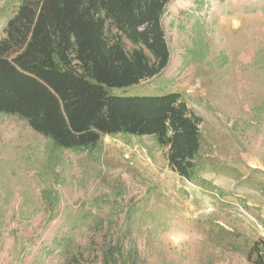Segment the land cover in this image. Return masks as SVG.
<instances>
[{
	"label": "rangeland",
	"instance_id": "1",
	"mask_svg": "<svg viewBox=\"0 0 264 264\" xmlns=\"http://www.w3.org/2000/svg\"><path fill=\"white\" fill-rule=\"evenodd\" d=\"M20 1L0 0V38ZM163 28L167 65L106 89L183 94L201 118L194 178L151 135L64 149L0 113V264H249L264 239V0H170Z\"/></svg>",
	"mask_w": 264,
	"mask_h": 264
},
{
	"label": "trees",
	"instance_id": "2",
	"mask_svg": "<svg viewBox=\"0 0 264 264\" xmlns=\"http://www.w3.org/2000/svg\"><path fill=\"white\" fill-rule=\"evenodd\" d=\"M170 0H21L0 38V113L59 148L89 149L102 134L151 135L179 176H195L199 125L183 94L116 95L160 72L170 52ZM126 42L130 43L127 48ZM249 264H264V239Z\"/></svg>",
	"mask_w": 264,
	"mask_h": 264
}]
</instances>
